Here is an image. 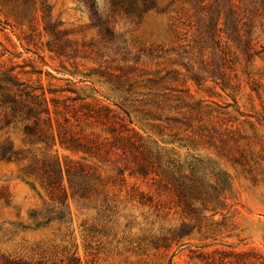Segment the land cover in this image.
Masks as SVG:
<instances>
[{
    "label": "rangeland",
    "instance_id": "1",
    "mask_svg": "<svg viewBox=\"0 0 264 264\" xmlns=\"http://www.w3.org/2000/svg\"><path fill=\"white\" fill-rule=\"evenodd\" d=\"M94 1L97 15L86 0H46L45 12L43 0H0V67L44 94L50 114L41 118L52 132L68 118L109 138V125L77 122L65 109L98 104L151 145L162 168H193L214 184L222 205L214 216L197 203L196 216L205 218L196 224L152 176L132 174L122 151L96 157L57 144L47 153L92 168L96 192L75 197L64 179L68 197L60 201L24 174V164L0 161V254L42 264L74 256L81 264H209L221 256L215 251L264 256V17L248 0ZM227 17L241 37L227 38ZM48 22L67 56L50 50ZM245 30L251 56L242 51ZM23 126L6 125L0 108V143L42 157L43 144H29ZM184 222H192L189 235L154 247Z\"/></svg>",
    "mask_w": 264,
    "mask_h": 264
},
{
    "label": "trees",
    "instance_id": "2",
    "mask_svg": "<svg viewBox=\"0 0 264 264\" xmlns=\"http://www.w3.org/2000/svg\"><path fill=\"white\" fill-rule=\"evenodd\" d=\"M86 1H88L93 14L97 15L94 12L95 1ZM216 2L218 1L216 0ZM248 5L252 7L250 9L251 13H254L259 18L264 17V0H248ZM47 8L46 0H43V11H47ZM244 26L249 27L248 21L244 22ZM46 30L53 35V40L49 44L50 50L59 56H67L62 49V45L54 42L59 40L60 32L56 31L50 22H48ZM223 30L229 40L232 35L237 34L239 36V32L234 26L232 19L228 17L225 19ZM242 37L244 38V40L241 39L243 45L242 51L245 55L251 56L250 52L253 49L252 33L245 30ZM36 90L32 86L17 80L9 70L0 67V108L4 110L5 124L17 126L19 123H23L22 131L25 140L31 145L43 144V147H39L42 153V157H39L31 149H20L16 148L11 142H2L0 143V161L24 164L22 168L24 174L38 179L44 186L50 189L53 195L59 192L60 194L54 196H57L56 198L60 201H65L68 197L67 188L63 184L64 179L68 181L73 196L89 199L93 195L92 191L96 192L97 190L94 187V183H89L90 179L94 176L92 168L81 162H61L58 156L49 155L47 150L60 144L62 147L73 151L103 157L110 153L112 147L117 151H122L125 158L131 159V162L134 164L132 174L145 178L152 176L157 189L172 195L176 205L188 216H191L190 219L195 220L196 224L205 218V216L201 215L196 216L194 210L200 208L195 207L197 203L204 206L203 208L206 210H212L214 216L219 213L216 209L222 203L220 196L216 193L217 188L214 184L206 182L202 177L195 174L193 168L182 169L176 168V166L162 168L159 163V156L155 155L154 148L135 134H129L130 130L123 123V120L119 116L112 114V111L107 108L105 109L98 104L89 102H82L79 105L75 103L65 104V109L71 113V117L77 122L83 117L86 120H91L92 123L99 122L105 126L109 125L106 129V132L111 135L109 138H101L100 135L88 132L84 128L79 129V124L71 123L68 118L65 119L64 124L58 125L56 132H52L50 119L41 118L43 114H50L48 101L43 96L44 94H38ZM42 123L43 125H47L48 128L45 129ZM187 169H190L191 173H187ZM124 170H121V172H124ZM4 200L7 205L10 204L9 200ZM205 206H213V208L208 209ZM32 217L37 219L38 214L32 213ZM191 226L192 222H184L179 227L170 230L166 235L158 238L157 242L154 241L152 243L156 248L167 249L172 243L180 242L189 235L192 232ZM192 228L194 229L195 227ZM215 252L221 256L218 260L215 258L209 260V264H264V256L259 253ZM0 264L42 263H33L24 258L0 254ZM62 264H81V262L79 258L74 256L69 258L68 262Z\"/></svg>",
    "mask_w": 264,
    "mask_h": 264
}]
</instances>
